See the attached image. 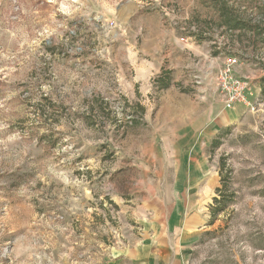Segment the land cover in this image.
Returning a JSON list of instances; mask_svg holds the SVG:
<instances>
[{
    "label": "rangeland",
    "instance_id": "374dc122",
    "mask_svg": "<svg viewBox=\"0 0 264 264\" xmlns=\"http://www.w3.org/2000/svg\"><path fill=\"white\" fill-rule=\"evenodd\" d=\"M137 1L143 13L167 4L179 24L189 5L0 0V264H264V101L201 155L202 199L180 203L191 156L177 152L172 111L152 78L136 83L133 51L147 22ZM199 1L193 18L219 43L217 24L203 25L216 12ZM227 1L255 20L264 6ZM256 43L242 58L224 48L218 70L234 55L257 64ZM214 198L226 208L213 220Z\"/></svg>",
    "mask_w": 264,
    "mask_h": 264
},
{
    "label": "crops",
    "instance_id": "0c3cea01",
    "mask_svg": "<svg viewBox=\"0 0 264 264\" xmlns=\"http://www.w3.org/2000/svg\"><path fill=\"white\" fill-rule=\"evenodd\" d=\"M198 5L203 6L199 0H189L183 16L184 23L179 24L174 22V17H169L167 4L165 8L156 9L153 13L145 11L143 13L144 4L137 1L136 7L142 10L148 23L142 25L145 34L142 38L141 53L133 51V65L139 67L138 74L142 76L137 78L136 83L152 78L153 85L156 76L159 77L165 71L170 72L171 86L162 93L166 105L172 111L175 148L182 155L191 156L182 167V170L191 173L190 179L187 182V179L181 180V187L189 186V192L184 190L183 193L181 190L178 201L191 206L198 203L203 196L197 192L200 184L197 180L198 174L194 173L205 165L201 155L205 151L210 153L212 143L219 133L238 121L242 113L248 109L244 104H237L230 110L225 109L215 79L225 57L224 48L227 49L226 52L232 50L240 57L244 49L238 41L232 40L224 27L220 29L223 35L217 40L219 43L202 30V25L199 27L193 18ZM242 9L247 13L246 7ZM214 11L216 12L215 9ZM217 16L219 14L216 12L212 18L207 17L203 25L212 28L213 23H216L218 27ZM193 25L198 26L199 34L192 31ZM263 61L264 59H259L257 54V64L242 61L236 68L239 76L248 79L253 78L257 73V77L251 81L260 102L264 101ZM190 217L192 218L185 220L186 227L189 226V222L199 219L198 214ZM174 264H189V261L181 259L176 260Z\"/></svg>",
    "mask_w": 264,
    "mask_h": 264
},
{
    "label": "trees",
    "instance_id": "16d2710c",
    "mask_svg": "<svg viewBox=\"0 0 264 264\" xmlns=\"http://www.w3.org/2000/svg\"><path fill=\"white\" fill-rule=\"evenodd\" d=\"M206 2L212 5L217 14H219V29H223L224 27V30L230 34L232 40H236L240 43L244 49L243 56L248 54L251 48L256 50V42H258V40L264 44V6H257V20H254L253 16L247 13L241 14L238 10L227 6V0H206ZM154 85L159 92L169 88L171 86L170 72H163L154 80ZM219 139L221 138L217 137L213 141L211 153H214L217 148H220L222 143ZM216 193H222L221 188H217ZM214 202L220 206L211 209L213 220L226 208L222 199L214 198Z\"/></svg>",
    "mask_w": 264,
    "mask_h": 264
},
{
    "label": "built area",
    "instance_id": "2783aa9c",
    "mask_svg": "<svg viewBox=\"0 0 264 264\" xmlns=\"http://www.w3.org/2000/svg\"><path fill=\"white\" fill-rule=\"evenodd\" d=\"M239 65L237 57H228L226 62L217 72V83L224 107L233 109L237 104H244L248 110L255 111L257 97L248 78L237 76L236 67Z\"/></svg>",
    "mask_w": 264,
    "mask_h": 264
}]
</instances>
